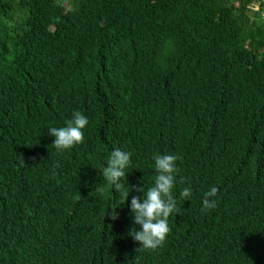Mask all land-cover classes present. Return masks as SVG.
<instances>
[{
    "label": "trees",
    "instance_id": "16d2710c",
    "mask_svg": "<svg viewBox=\"0 0 264 264\" xmlns=\"http://www.w3.org/2000/svg\"><path fill=\"white\" fill-rule=\"evenodd\" d=\"M75 111L84 142L58 151ZM157 154L179 213L152 251L128 233ZM0 264H264V0H0Z\"/></svg>",
    "mask_w": 264,
    "mask_h": 264
},
{
    "label": "clouds",
    "instance_id": "9594fccd",
    "mask_svg": "<svg viewBox=\"0 0 264 264\" xmlns=\"http://www.w3.org/2000/svg\"><path fill=\"white\" fill-rule=\"evenodd\" d=\"M89 124L88 118L79 111L73 113L71 120L67 121L65 127H52L48 129L49 134L55 137L53 145L58 151H64L73 148L77 144L84 142L83 129ZM131 153L122 151L116 147L112 150L106 165L102 166L101 175L113 190L119 192L125 188L124 180H127L126 169L131 167ZM154 168L156 172L154 185L146 191L143 186H136L135 191L142 193L143 196H133L130 201L132 213V222L134 225H140V230L133 227L128 233L134 241L140 243L141 247L155 251L162 247L167 239L171 228L168 224V218L171 214L179 213L176 205V199L173 190L176 187V174L178 168L176 162L178 157L173 154H157L153 157ZM96 191L103 192L104 188H97ZM132 188L127 187L124 192V203L129 196ZM218 189L211 188L204 194L203 209L210 210L217 206L216 199ZM192 195L190 187H185L180 191V197L188 199ZM121 203V202H120ZM111 214V219L117 218Z\"/></svg>",
    "mask_w": 264,
    "mask_h": 264
},
{
    "label": "rangeland",
    "instance_id": "374dc122",
    "mask_svg": "<svg viewBox=\"0 0 264 264\" xmlns=\"http://www.w3.org/2000/svg\"><path fill=\"white\" fill-rule=\"evenodd\" d=\"M70 1L71 0H64V4L65 5H68L70 3ZM250 8L253 9V10H255V11L258 10L259 9V3H253V4H251Z\"/></svg>",
    "mask_w": 264,
    "mask_h": 264
}]
</instances>
